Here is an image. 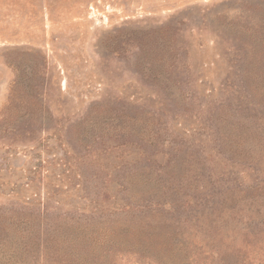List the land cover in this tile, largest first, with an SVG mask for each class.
I'll list each match as a JSON object with an SVG mask.
<instances>
[{"label": "rangeland", "instance_id": "obj_1", "mask_svg": "<svg viewBox=\"0 0 264 264\" xmlns=\"http://www.w3.org/2000/svg\"><path fill=\"white\" fill-rule=\"evenodd\" d=\"M0 264H264V0H0Z\"/></svg>", "mask_w": 264, "mask_h": 264}]
</instances>
